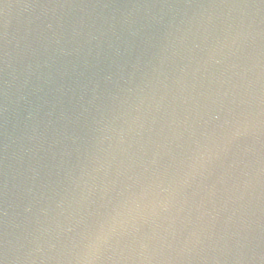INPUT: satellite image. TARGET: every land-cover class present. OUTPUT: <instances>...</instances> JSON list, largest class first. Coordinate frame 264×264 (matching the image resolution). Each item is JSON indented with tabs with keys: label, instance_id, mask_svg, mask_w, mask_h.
I'll use <instances>...</instances> for the list:
<instances>
[{
	"label": "water",
	"instance_id": "obj_1",
	"mask_svg": "<svg viewBox=\"0 0 264 264\" xmlns=\"http://www.w3.org/2000/svg\"><path fill=\"white\" fill-rule=\"evenodd\" d=\"M2 264H264V0H0Z\"/></svg>",
	"mask_w": 264,
	"mask_h": 264
},
{
	"label": "snow or ice",
	"instance_id": "obj_2",
	"mask_svg": "<svg viewBox=\"0 0 264 264\" xmlns=\"http://www.w3.org/2000/svg\"><path fill=\"white\" fill-rule=\"evenodd\" d=\"M0 264H2V261H0Z\"/></svg>",
	"mask_w": 264,
	"mask_h": 264
}]
</instances>
